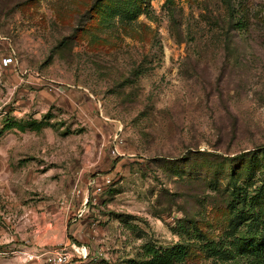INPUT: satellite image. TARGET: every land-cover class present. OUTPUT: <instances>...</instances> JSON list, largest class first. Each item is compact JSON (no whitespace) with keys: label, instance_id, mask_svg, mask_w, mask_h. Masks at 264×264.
<instances>
[{"label":"rangeland","instance_id":"obj_1","mask_svg":"<svg viewBox=\"0 0 264 264\" xmlns=\"http://www.w3.org/2000/svg\"><path fill=\"white\" fill-rule=\"evenodd\" d=\"M262 234L264 0H0V264Z\"/></svg>","mask_w":264,"mask_h":264},{"label":"trees","instance_id":"obj_2","mask_svg":"<svg viewBox=\"0 0 264 264\" xmlns=\"http://www.w3.org/2000/svg\"><path fill=\"white\" fill-rule=\"evenodd\" d=\"M40 127L41 124L39 123L30 127L17 124V128L21 132L26 128L39 130ZM262 235L249 243L250 257L248 264H264V235ZM214 249L215 246H211L210 250ZM145 253L147 255L146 260L141 264H173L182 261L183 257L186 255V248L183 245L173 246L165 250L147 247Z\"/></svg>","mask_w":264,"mask_h":264},{"label":"built area","instance_id":"obj_3","mask_svg":"<svg viewBox=\"0 0 264 264\" xmlns=\"http://www.w3.org/2000/svg\"><path fill=\"white\" fill-rule=\"evenodd\" d=\"M4 61L7 64L10 62V59L6 58ZM81 251L76 250L77 254L75 257L77 258V260L69 258V256L66 253L64 254L57 253L54 259L57 264H84L86 258L88 257V253L85 250H81Z\"/></svg>","mask_w":264,"mask_h":264}]
</instances>
